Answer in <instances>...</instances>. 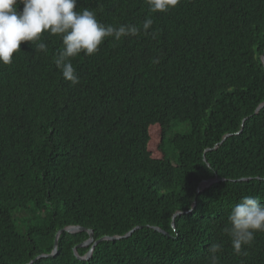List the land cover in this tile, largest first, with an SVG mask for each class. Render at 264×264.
<instances>
[{"label": "trees", "instance_id": "16d2710c", "mask_svg": "<svg viewBox=\"0 0 264 264\" xmlns=\"http://www.w3.org/2000/svg\"><path fill=\"white\" fill-rule=\"evenodd\" d=\"M84 9L141 29L150 16L155 35L73 58L74 86L48 33L46 53L22 42L0 64V264L50 254L67 226L94 239L138 229L88 260L73 254L87 232H63L31 264H208L213 243L218 264H264V232L237 255L225 231L243 197L264 205V0H180L154 14L145 0H77Z\"/></svg>", "mask_w": 264, "mask_h": 264}, {"label": "clouds", "instance_id": "9594fccd", "mask_svg": "<svg viewBox=\"0 0 264 264\" xmlns=\"http://www.w3.org/2000/svg\"><path fill=\"white\" fill-rule=\"evenodd\" d=\"M149 13H166L175 8L180 0H145ZM23 5L22 11L18 6ZM77 0H0V64L10 65L14 53L20 51L22 42L35 44V51L47 52V45L39 42L43 33L57 36L61 48L54 57V64L62 77L79 84L72 59L80 54L94 55L107 38L119 42L123 38L135 37L143 30L145 35L153 25V19L146 17L142 29L131 24L105 25L89 9L76 11ZM225 231L230 237L235 254L246 255V246H251L255 234L264 232V205L259 198L245 196L231 208ZM220 243H213L208 249V264H218Z\"/></svg>", "mask_w": 264, "mask_h": 264}, {"label": "water", "instance_id": "95a60500", "mask_svg": "<svg viewBox=\"0 0 264 264\" xmlns=\"http://www.w3.org/2000/svg\"><path fill=\"white\" fill-rule=\"evenodd\" d=\"M260 61H261V64L264 68V52L261 54L260 56ZM264 107V102L260 103L255 112H258V110L260 108ZM227 136V135H226ZM223 137L222 141L225 139V137ZM219 180L217 179V177L215 176L213 179H209V180H204L202 182H200V184L198 185V188H197V192H200L201 190L207 188L208 186L212 185L213 183H216L218 182ZM179 212H176L173 217H175L176 215H178ZM171 227L173 228V223L171 222ZM136 229H138V227H134L133 229H131L129 232H127L126 234H124L123 236H112V237H108V236H104V237H101V238H98V239H94L93 237V233L91 230L89 229H84L80 226H67L61 230H59L56 235L54 236V241H53V249L51 251L50 254L48 255H39L37 256L35 259L31 260L28 264H31L33 261H35L36 259H39V258H43V257H51L53 256L55 253H56V247H57V238L58 236L65 232V233H69V234H74V233H77V232H82V231H86L87 234H88V239L85 240L84 242L76 245L74 248H73V254L74 256L76 257L77 260H88V258L91 256V253L94 249V247L100 243L101 241H115V240H118V239H121V238H126L128 236H130V234L135 231ZM155 231L159 232V233H162L164 234V232L162 230H160L159 228H154ZM90 245V249L88 250V252L80 257L77 255L76 253V249L77 248H83V247H87Z\"/></svg>", "mask_w": 264, "mask_h": 264}, {"label": "rangeland", "instance_id": "374dc122", "mask_svg": "<svg viewBox=\"0 0 264 264\" xmlns=\"http://www.w3.org/2000/svg\"><path fill=\"white\" fill-rule=\"evenodd\" d=\"M164 150L166 151V153H168V157H170V150L171 148L169 146H165Z\"/></svg>", "mask_w": 264, "mask_h": 264}]
</instances>
